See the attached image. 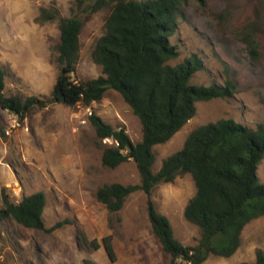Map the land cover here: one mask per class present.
Wrapping results in <instances>:
<instances>
[{
    "label": "rangeland",
    "instance_id": "1",
    "mask_svg": "<svg viewBox=\"0 0 264 264\" xmlns=\"http://www.w3.org/2000/svg\"><path fill=\"white\" fill-rule=\"evenodd\" d=\"M73 2L0 0V63L7 73V96L25 100L52 95L59 75L55 47L60 31L58 21L37 22L42 8L55 6L61 17L79 15L84 20L74 79L82 82L102 75L92 53L105 33L111 9L89 15L74 11ZM248 36L257 43L255 56L245 42ZM171 43L180 54L172 65L193 54L203 61L193 85L224 87L230 81L235 90L227 99L197 103L194 118L170 141L154 147L155 172L200 126L221 119H233L250 128L264 124V0H186L179 9ZM92 114L115 128H124L134 144L142 140L139 119L114 90L90 107L55 103L35 108L23 122L0 108V214L4 192L13 202H20L42 191L47 196V229L64 223L48 233L0 221V264H171V256L153 232L144 192L132 194L117 213L98 201L102 186L138 185L141 178L133 161L116 169L103 165L104 148L114 142L98 138L90 121ZM14 120L18 126L7 135ZM257 176L264 183V159ZM195 193L191 175H185L160 185L153 194L157 210L170 220L176 239L185 246L197 245L201 237L199 228L184 215ZM107 236L112 237L115 261L103 246ZM259 250L264 252V216L245 227L241 246L232 257L210 256L204 264L254 263Z\"/></svg>",
    "mask_w": 264,
    "mask_h": 264
},
{
    "label": "trees",
    "instance_id": "2",
    "mask_svg": "<svg viewBox=\"0 0 264 264\" xmlns=\"http://www.w3.org/2000/svg\"><path fill=\"white\" fill-rule=\"evenodd\" d=\"M186 0H74V11L93 15L105 8V33L98 39L92 58L101 66L102 75L78 82L74 79L80 60V36L84 20L79 15L60 16L55 6L42 8L38 23L58 21L60 40L55 47L59 75L50 98L7 96V73L0 63V108L19 117L21 122L35 108L51 104L90 107L103 100L109 90L120 93L142 126V140L134 144L124 128H115L92 114L90 121L106 145L102 163L116 169L133 161L140 174L138 185L107 184L97 191V199L112 213L121 211L127 199L142 191L147 197V212L155 235L171 256V264H204L210 256L232 257L240 248L242 233L252 221L264 216V183L257 176L264 159V124L256 128L233 119H221L200 126L188 136L183 148L163 161L155 172L154 147L170 141L197 112L196 104L232 96L235 85L224 87L193 85L203 61L193 54L181 63L178 48L171 43L177 29L179 9ZM250 53L258 54L254 38L245 39ZM191 175L196 193L185 208V218L200 230L195 246L179 242L170 220L154 203V191L162 184ZM0 221L9 220L27 229L53 232L64 223L47 229L44 212L47 196L36 192L13 202L4 192ZM112 261V237L103 239ZM97 249L99 245L95 243ZM264 264V252L257 251L254 263Z\"/></svg>",
    "mask_w": 264,
    "mask_h": 264
},
{
    "label": "built area",
    "instance_id": "3",
    "mask_svg": "<svg viewBox=\"0 0 264 264\" xmlns=\"http://www.w3.org/2000/svg\"><path fill=\"white\" fill-rule=\"evenodd\" d=\"M17 126H18V122H17V120H14L13 123H12V125H11V129L6 132L7 135H10L11 134V131L13 129H15Z\"/></svg>",
    "mask_w": 264,
    "mask_h": 264
}]
</instances>
